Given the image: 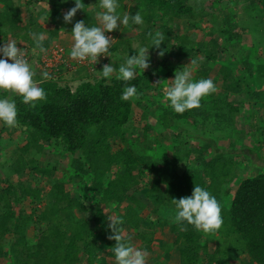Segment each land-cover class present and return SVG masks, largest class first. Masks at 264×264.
I'll return each instance as SVG.
<instances>
[{"label":"trees","instance_id":"1","mask_svg":"<svg viewBox=\"0 0 264 264\" xmlns=\"http://www.w3.org/2000/svg\"><path fill=\"white\" fill-rule=\"evenodd\" d=\"M41 1L0 0V46L14 40L18 47L20 39L42 53L35 48L31 33H48L44 41L48 51L69 25L72 29L81 20L97 25L91 23L98 10L97 0H83L79 10L85 16L75 21L77 10L72 23H65L59 9L75 7V0H67L54 4V12L41 9L55 27L46 30L38 26L31 11ZM126 1L119 0L117 11L131 15L140 11L144 23L123 26L122 35L110 48L111 59L117 53L122 63L134 54L132 44L138 34L129 33L138 29V37L148 48V33L163 35L159 48L149 49L159 55L157 65L128 82L116 76L101 79L89 72L73 87L61 85L62 64L57 71L60 79L34 75L38 86L45 89V100L31 107L19 96L13 98L17 126L0 128V264H115L112 249L116 241L109 239L111 214L122 221L124 235L136 247L146 253L156 248L175 250L178 264H264V171L243 178L244 163L235 154L245 138L264 132L260 115L264 116V30L257 36L253 28L235 23L231 13L222 19L234 22L223 23L222 30L216 31L221 18L216 19L210 39L194 47L177 28L184 17L194 13L191 0H131L133 7ZM246 1H251L246 10L251 8L264 20V0ZM91 5L94 8L87 12ZM23 7L30 11L26 24ZM240 43L252 48L236 61L237 56L228 54ZM197 55L204 61L196 79H212L216 91L203 98L199 108L183 114L163 105L157 128L146 122L136 137L128 138L123 128L136 117L134 106L150 109L157 98L165 97L154 93L161 83L174 78L178 69L172 59H195ZM112 64L118 70L120 62ZM80 71L86 72V68ZM126 84L135 85L141 93L135 102L120 100ZM244 105L247 112H242ZM143 113L144 118L147 114ZM241 117L253 130L238 127ZM180 122L206 129V134L218 131L228 135V149H215L217 138L210 135L190 150L188 142L182 144L184 134H179L169 157L165 144L156 139ZM18 131L20 137L15 135ZM116 143L120 147L115 150ZM54 146L60 147L63 155L73 156L71 174L64 170L62 178L56 176L58 164L42 165L35 159ZM41 181L48 187L41 186ZM77 182L82 186L79 191L67 190ZM194 186L206 188L220 203L223 224L219 230L205 234L187 226L184 231L170 219L174 209L171 199L191 196ZM49 194L50 201L43 202ZM110 207L112 213H106L105 208ZM146 209L152 220L141 216ZM167 233L169 243L157 238Z\"/></svg>","mask_w":264,"mask_h":264},{"label":"clouds","instance_id":"2","mask_svg":"<svg viewBox=\"0 0 264 264\" xmlns=\"http://www.w3.org/2000/svg\"><path fill=\"white\" fill-rule=\"evenodd\" d=\"M62 2L66 3L67 0H62ZM82 5L83 0H75V7L69 9L63 16L65 23H72L77 10L82 9ZM118 7L119 0H97L98 10L95 12V17L98 24L89 26L82 20L74 24L71 30L73 44L69 51V56L72 59L87 60L95 65L99 62V57H111L112 55L109 50L112 39L105 33L120 30L121 25H143L144 19L140 11L135 15H131L130 12L120 14L117 11ZM31 35L35 48L42 52H37V54H41V56L47 54L48 51L44 45L45 35L43 33H31ZM148 35L151 38L150 48L153 46L159 48L163 41V35L160 33H148ZM150 48L139 47L133 55H128L119 64L118 70L112 63H109L104 65L102 70L93 67V71L101 79L110 80L112 74L117 72V80L131 81L150 66L148 56ZM48 53L50 54V51ZM29 57L31 65L14 40L0 46V124L8 127H15L18 123L17 104L13 99L14 96H19L25 105L34 107L38 101L46 99L45 89L38 86L34 75H43L46 80L55 71L51 68H49V72L48 69L42 70L38 65H41V58L33 62L32 55ZM199 64L198 59L191 58L190 63L177 70L174 79L166 85L164 100L167 107L177 114L199 108L202 99L216 91V85L212 79H194L193 73L198 69ZM5 93L9 96H3ZM140 95L141 93L138 92L135 85L126 84L120 100L135 102ZM171 201L174 205L173 221L184 231L188 230L187 226H191L195 231L208 234L219 230L223 224L220 203L212 193L202 186H194L191 196L173 198ZM108 219L110 221L109 228L112 231L109 239L116 241L112 249L115 264H146L147 253L136 247L130 237L124 235L121 227L122 221L113 217H108Z\"/></svg>","mask_w":264,"mask_h":264},{"label":"rangeland","instance_id":"3","mask_svg":"<svg viewBox=\"0 0 264 264\" xmlns=\"http://www.w3.org/2000/svg\"><path fill=\"white\" fill-rule=\"evenodd\" d=\"M237 0H191V5L194 8V13L192 15H188L187 17H184L180 23L177 25H175L174 27L177 26V28L180 30V34L183 35L186 39H188L189 41H192L194 47H197V44L201 41V40H205L208 41L210 39V32L212 30L217 31V29L222 30V26L223 23L228 24L229 22H234L237 23L238 25L242 26V27H251L254 30V33L258 36L260 35V29L263 31L264 30V20L261 18L260 15H254V10L252 11V9L250 8L249 10H246L247 8H245V6H248L251 1H246V0H239V3H236ZM59 2H62V0H42L39 4H37L36 6L31 8V11L34 13V18L37 21L38 26L43 27L46 30H50L55 28L53 26L52 23H50V19L48 18L47 14H42L41 9L42 8H46V12H54L56 9L54 7V4H57ZM23 1L21 2L20 6L23 5ZM126 5L127 6H131L133 7L131 0H127L126 1ZM94 8L93 5L88 6V8L86 9V11H92V9ZM2 10V7L0 5V11ZM79 10V9H78ZM24 15H25V21L24 23L26 24V20L29 17V9L28 7L25 8L23 7L22 9ZM68 10L66 8H61L59 9V13L61 14H65ZM233 13L236 20H230V18L226 19L222 17L223 16H229V14ZM92 22H95L98 24V21L95 17V13L92 14ZM85 16V13L83 12V10H79L77 13V17L75 18V21H77L78 19H81L82 17ZM221 18V20H219ZM219 20V27L214 26V22L215 20ZM261 22V23H260ZM216 25V23H215ZM214 26V27H213ZM69 27H71V25H69ZM66 29V30H62L60 31L59 34V38L55 41V43H53L51 46V48L48 50V52L50 51V54H55L53 55L54 58H58L60 61L63 60L65 61L63 64H65V67L62 70V79H61V85L64 83H68L73 87L78 86L79 82L81 81V78L91 72L93 73V67H95L96 69L99 68V70H102L100 68H102L104 65L109 64V63H118L120 61V55H118L117 53H115V57H113L114 61H112L113 59H111V57H107V56H101L99 57V62L96 63L95 65H93L92 62L89 61H80V60H74L69 56V51L70 48L73 44V39H72V35H71V30L72 29ZM215 28V29H214ZM122 29H123V25L120 26V30H114L111 33H105L106 36H108L111 40V44H110V48L112 47L113 44H115L118 39L120 38V36L122 35ZM36 33V32H34ZM134 34V36H136V40L134 41V43L132 44V48L134 50H137L139 47L143 46V47H147L143 41L138 37L139 36V30L138 29H134L133 33H129V36ZM45 35V39L48 38V33H44ZM33 38V37H32ZM18 48H21L22 52L27 54L28 56L32 55L33 58V62L38 61V58H41V54H37V50L34 48H31L29 44L26 43H22L20 42V39L18 40ZM149 42V41H148ZM191 45V43H190ZM251 45H245L243 43H240L236 46H234L232 49L229 50V56H237L236 57V61L239 60L241 57H245L246 55L250 54V50H251ZM110 50V49H109ZM47 52V54H49ZM148 56H149V62H150V66L147 68H151L155 65L158 64L159 61V55L155 52H151L150 50H148ZM195 59H198L200 61L199 67L201 65V62L204 61V58L202 55H197V57ZM191 59H172L174 66L176 67V69H181L184 66H187L190 63ZM55 61H58L57 59H55ZM52 70V66L54 65V63L50 62L49 63ZM53 64V65H52ZM40 65V64H38ZM86 68V72L80 71L82 68ZM198 67V69H199ZM57 69V68H56ZM145 69V70H147ZM197 69V70H198ZM197 70L193 73L194 79H196L197 77ZM49 72V69H48ZM95 75V73H94ZM117 72H114L112 74L113 76H116ZM52 78L54 79H60V75H58V72H53L52 73ZM174 76V75H173ZM89 78V77H88ZM87 79V78H85ZM174 79L173 77H170L167 79V83H161L160 87L158 89H160V94L159 91L157 90L156 93L157 95H161L162 93L163 95H165V90H166V85L168 84V82H171V80ZM12 97V96H11ZM145 103H148L146 100H144ZM162 101V102H161ZM163 103V104H162ZM150 104V103H149ZM158 104V105H157ZM166 102L164 100V98L162 99H156V103L155 106L151 107L150 109H147L143 106V108H139L136 105L134 106V114L136 115L135 118H133L132 122L127 125L126 127L123 128V132L127 133L128 138L136 137L135 135H137L138 129L143 127L146 122H149L150 124H153V126H156V128L158 127V124L161 122L160 119V114H161V107L163 105H165ZM145 108V110H144ZM248 106L244 105V108H242V112H247ZM143 112H146V117L143 118ZM247 114V113H244ZM243 114V115H244ZM261 118L262 121H264V116L262 114ZM141 117V118H140ZM261 121V122H262ZM252 124H257V122L255 120H253ZM2 125L0 124V128ZM238 127L241 129H245L246 131L250 132L251 128L253 130V127H250L249 124H247L246 122H244L243 117L239 118L238 121ZM173 131L168 130V132H165L164 136H158L157 137V143L160 144H165V146L167 147V153L168 156L171 157L172 155V151H173V147H174V143L176 142V140L178 139L177 136L179 134H184L183 138L184 140L186 139V141H183V146L186 145V143L188 142V144H190L188 147L190 148V150H194L196 149L200 144H202V142L206 139L209 138L210 135L211 137L217 138L216 141V148H222V150H226L228 149V146L230 144V139H228V135H224V134H219L218 131H214L216 133L213 132H209L208 134H206V129H199L196 128L194 126H191L190 124H185L183 122L180 123H175L174 127L172 128ZM20 132L18 131L17 133H15L16 137L19 136ZM209 136V137H208ZM264 136V132L263 135ZM261 135H255V136H248L247 138H245V143L244 146L241 148L240 143L238 145L237 150L235 151V154H237L238 157H236V159H239V162H243V170L245 171L244 175L242 176L247 177V176H255L257 174H260L261 172L264 171V137H262ZM20 137V136H19ZM173 138V140H172ZM7 141V140H6ZM260 142V143H257ZM120 144L116 143L114 149H119ZM37 159L42 165H44L45 163L47 164H52L53 166H56L57 164L59 165L58 168V172L56 174V176L58 178H62V171H67L68 174L71 172V164L73 161V156L69 155V154H64L62 153V151L60 150V147H55L48 149L45 151V153H43L42 155H38ZM71 174V173H70ZM241 177V178H242ZM68 181V180H67ZM240 180H238L236 182V186L238 184ZM42 184L41 186H47L46 183H44V181H41ZM48 187V186H47ZM81 184L79 182L77 183H73L67 186V190L68 191H79L81 189ZM48 189V188H47ZM49 202L50 201V194L47 195L43 202ZM42 202V203H43ZM146 203H149L148 200H145ZM39 205V204H38ZM41 205V204H40ZM39 205V206H40ZM28 206V205H26ZM112 207H115V204H111ZM105 208V212L106 213H112L110 211V209L112 208ZM104 208V207H103ZM123 208V207H122ZM150 209V208H149ZM122 210V209H120ZM119 213V211H118ZM141 216L145 217L148 220H152V217L150 216V212L149 210H144L142 212H140ZM113 218H116L115 214H111ZM117 215V214H116ZM170 219L173 220V218L170 217ZM158 239H162L165 242L169 243L171 241L170 235L169 233H167L165 236H162L160 234L157 235ZM140 243L138 242L136 245H139ZM147 264H178L179 261V257H178V253L175 250L172 249H168L166 251L163 252V250L160 248H156L154 249L153 252L151 253H147V260H146Z\"/></svg>","mask_w":264,"mask_h":264},{"label":"built area","instance_id":"4","mask_svg":"<svg viewBox=\"0 0 264 264\" xmlns=\"http://www.w3.org/2000/svg\"><path fill=\"white\" fill-rule=\"evenodd\" d=\"M24 54V56H25V58L28 60V62L30 63V65H31V59H30V57L27 55V54H25V53H23ZM53 55H55V54H43L42 56H41V65H39V67L42 69V70H45L46 71V69H49V68H51V67H49L50 66V62H52V63H54V65L52 66V69L53 70H55L56 72L60 69V66L65 62V61H63V60H59L58 58H54V56ZM55 59H57L58 61H55ZM85 61H87V60H85ZM9 62H11V61H9ZM57 68V69H56Z\"/></svg>","mask_w":264,"mask_h":264},{"label":"crops","instance_id":"5","mask_svg":"<svg viewBox=\"0 0 264 264\" xmlns=\"http://www.w3.org/2000/svg\"><path fill=\"white\" fill-rule=\"evenodd\" d=\"M1 125L4 126L3 124H1ZM2 126H1V127H2Z\"/></svg>","mask_w":264,"mask_h":264}]
</instances>
